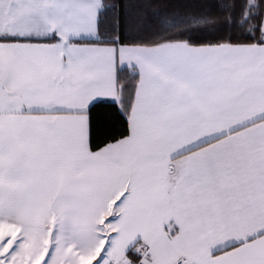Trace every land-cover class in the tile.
<instances>
[{
  "label": "snow or ice",
  "instance_id": "obj_1",
  "mask_svg": "<svg viewBox=\"0 0 264 264\" xmlns=\"http://www.w3.org/2000/svg\"><path fill=\"white\" fill-rule=\"evenodd\" d=\"M0 264H264V0H0Z\"/></svg>",
  "mask_w": 264,
  "mask_h": 264
}]
</instances>
